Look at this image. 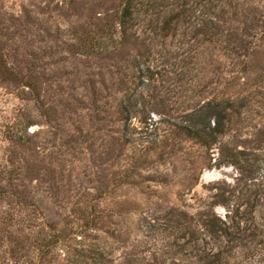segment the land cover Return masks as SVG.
<instances>
[{
	"label": "rangeland",
	"instance_id": "obj_1",
	"mask_svg": "<svg viewBox=\"0 0 264 264\" xmlns=\"http://www.w3.org/2000/svg\"><path fill=\"white\" fill-rule=\"evenodd\" d=\"M32 218L96 264H264V0H0V264Z\"/></svg>",
	"mask_w": 264,
	"mask_h": 264
},
{
	"label": "trees",
	"instance_id": "obj_2",
	"mask_svg": "<svg viewBox=\"0 0 264 264\" xmlns=\"http://www.w3.org/2000/svg\"><path fill=\"white\" fill-rule=\"evenodd\" d=\"M223 5L216 7V9L222 10ZM133 13L130 10H127L123 16V27L128 24V21L133 17ZM126 30V29H125ZM226 124L227 118L226 116H222L217 119V122L214 127L210 128V133L208 134L209 138L215 143L221 136L226 133ZM206 132H198L197 136L199 138H203L206 136ZM7 221V220H5ZM29 230L31 231V235L34 237L36 244L38 245V250L40 254L37 258L30 262L29 264H96L92 258H89L86 253L92 252L91 247L89 245H84V250L81 253V250H77V247L80 246V242L89 241L90 237L87 231L83 232H68L67 230L61 231L58 234H52L53 230H51L47 225H37L36 219L28 220ZM34 222V226L31 223ZM31 225V226H30ZM61 249V253L64 254L65 259H61V257L57 254H54V251H57L58 248ZM87 248V249H86ZM83 258H86L87 261H83ZM2 264H9L8 262H4ZM101 264V263H100Z\"/></svg>",
	"mask_w": 264,
	"mask_h": 264
}]
</instances>
